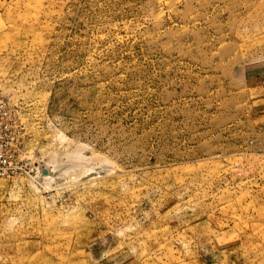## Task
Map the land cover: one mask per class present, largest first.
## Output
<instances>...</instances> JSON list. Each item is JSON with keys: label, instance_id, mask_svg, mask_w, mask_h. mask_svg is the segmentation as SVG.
Instances as JSON below:
<instances>
[{"label": "rangeland", "instance_id": "1", "mask_svg": "<svg viewBox=\"0 0 264 264\" xmlns=\"http://www.w3.org/2000/svg\"><path fill=\"white\" fill-rule=\"evenodd\" d=\"M0 264H264V0H0Z\"/></svg>", "mask_w": 264, "mask_h": 264}, {"label": "built area", "instance_id": "2", "mask_svg": "<svg viewBox=\"0 0 264 264\" xmlns=\"http://www.w3.org/2000/svg\"><path fill=\"white\" fill-rule=\"evenodd\" d=\"M8 109V102L3 96L0 95V176L6 174L11 168H13V160H11V154L7 142L4 139L6 132V124L3 122Z\"/></svg>", "mask_w": 264, "mask_h": 264}]
</instances>
